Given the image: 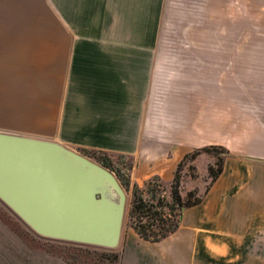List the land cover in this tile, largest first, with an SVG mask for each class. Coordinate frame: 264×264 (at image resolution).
I'll list each match as a JSON object with an SVG mask.
<instances>
[{"label":"crops","instance_id":"obj_1","mask_svg":"<svg viewBox=\"0 0 264 264\" xmlns=\"http://www.w3.org/2000/svg\"><path fill=\"white\" fill-rule=\"evenodd\" d=\"M155 22V0H0V132L127 160L138 188L170 185L186 154L224 147L222 173L177 230L159 242L129 233L120 264H264L262 94L180 83L158 106ZM215 67L212 79L246 75ZM3 232L0 264H45Z\"/></svg>","mask_w":264,"mask_h":264},{"label":"rangeland","instance_id":"obj_2","mask_svg":"<svg viewBox=\"0 0 264 264\" xmlns=\"http://www.w3.org/2000/svg\"><path fill=\"white\" fill-rule=\"evenodd\" d=\"M155 3L158 106L165 104L166 98L170 97L166 91H171L180 83L187 85L189 92H194L204 90L205 83L239 81L252 85V91L260 92L264 102V0H155ZM142 42H148V37L142 38ZM216 61H221L222 64L215 63ZM212 66H233L234 71L244 70L246 75L239 80L221 76L212 79L205 74L213 71ZM216 67L214 70L219 69ZM78 154L85 156L82 152ZM87 158L97 162L94 158ZM213 163L212 155L202 154L196 158L191 164L194 170L184 172L182 197L185 198L190 191L194 192L193 198L202 194L209 182L207 166ZM128 166L127 160L114 158L111 172L115 175L114 172L118 171L127 177ZM152 183L156 185L152 186L156 197L170 203V185L158 180ZM147 187L145 185L138 190L146 200L150 199ZM124 191L127 199L119 246L113 250L82 247L91 250L90 258L101 259L99 264H108L105 260L107 257L113 260L111 264H117L113 255L122 256L124 239L129 233H135L132 228L134 220L130 217L133 186L130 184L129 189ZM0 225L3 226V229L0 228V235H4L5 231V235L19 238L23 246L28 248L31 260L35 258L36 261L39 259L40 263L47 264V259L54 257L55 264L57 258H60L61 264H68L65 258L75 253L73 247L76 246L38 238L1 202Z\"/></svg>","mask_w":264,"mask_h":264},{"label":"water","instance_id":"obj_3","mask_svg":"<svg viewBox=\"0 0 264 264\" xmlns=\"http://www.w3.org/2000/svg\"><path fill=\"white\" fill-rule=\"evenodd\" d=\"M126 199L97 162L50 140L0 132V202L38 238L116 249Z\"/></svg>","mask_w":264,"mask_h":264},{"label":"trees","instance_id":"obj_4","mask_svg":"<svg viewBox=\"0 0 264 264\" xmlns=\"http://www.w3.org/2000/svg\"><path fill=\"white\" fill-rule=\"evenodd\" d=\"M81 152L87 157L94 158L103 167L113 171L111 169L113 162L107 154L86 150ZM202 154L212 155L214 157V163L207 166V178L209 182L201 195L193 198L194 192L190 191L187 192L184 198L181 195L183 178L185 176L184 172L187 170L188 173L194 170L191 164ZM228 155V150L221 146H206L186 154L177 165L173 180L170 183V203H165L163 200L156 197L155 191L152 189V186L155 187L156 185H153L152 181H157V177L152 178L146 184L148 185L147 193L150 194V199L148 200L144 199L139 194V188L134 185V198L130 210V217L134 220L132 221V228L138 237L148 242H159L174 233L179 226V216L181 212L184 209L198 205L202 201L211 185L222 173L224 159ZM128 169H130V165ZM114 173L121 186L125 190H128L130 187L129 176L125 177L118 171ZM153 201H156V203L154 204ZM73 250L75 253L65 258L68 264H99L101 262V259L90 258V254H92L90 249L76 246L73 247ZM113 259L117 261V264H120L121 254L113 255ZM105 260L108 261V264L113 263V260H110L108 257L105 258Z\"/></svg>","mask_w":264,"mask_h":264}]
</instances>
